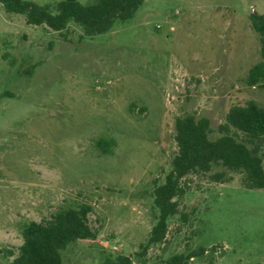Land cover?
Instances as JSON below:
<instances>
[{"label": "rangeland", "instance_id": "1", "mask_svg": "<svg viewBox=\"0 0 264 264\" xmlns=\"http://www.w3.org/2000/svg\"><path fill=\"white\" fill-rule=\"evenodd\" d=\"M25 1L55 14L60 0ZM252 13L264 16V0H144L87 37L0 6V264L17 255L23 224L81 204L96 237L66 247L61 264H264V190L230 173L214 183L217 169L179 181L163 240L136 255L171 169L174 120L205 118L214 138L230 107H264V88L244 84L260 59ZM255 145L264 170V139Z\"/></svg>", "mask_w": 264, "mask_h": 264}, {"label": "trees", "instance_id": "2", "mask_svg": "<svg viewBox=\"0 0 264 264\" xmlns=\"http://www.w3.org/2000/svg\"><path fill=\"white\" fill-rule=\"evenodd\" d=\"M144 0H98L94 5L81 6L77 0H60L56 13L25 0H0L7 13L19 14L26 25H44L51 31L63 30L69 22L81 27L87 37L108 31L115 21L130 19ZM249 25L258 38L259 61L248 71L244 84L264 88V16L249 15ZM131 108V106L129 107ZM175 152L170 171L162 184L152 190V205L157 216L146 242L140 245L137 256L144 255L150 245L160 243L167 229V220L176 212L173 198L183 193L179 181L193 174L207 175L214 183H227L226 173L240 176L242 188L264 190V170L257 157L256 141L264 139V107L254 102L230 107L224 124L216 128L211 138L208 121L185 115L174 120ZM96 148L113 146V142H96ZM88 205L62 208L42 222L29 221L20 230L21 244L9 264H61V252L69 245L94 240L96 232L87 224ZM9 254V252H8ZM181 257H173L166 264H178ZM103 264H132L125 256H117Z\"/></svg>", "mask_w": 264, "mask_h": 264}, {"label": "built area", "instance_id": "3", "mask_svg": "<svg viewBox=\"0 0 264 264\" xmlns=\"http://www.w3.org/2000/svg\"><path fill=\"white\" fill-rule=\"evenodd\" d=\"M114 249V248H113Z\"/></svg>", "mask_w": 264, "mask_h": 264}]
</instances>
